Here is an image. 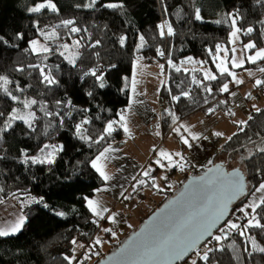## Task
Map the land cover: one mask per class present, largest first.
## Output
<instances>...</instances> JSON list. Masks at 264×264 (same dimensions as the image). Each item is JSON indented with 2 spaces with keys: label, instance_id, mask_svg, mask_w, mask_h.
<instances>
[{
  "label": "trees",
  "instance_id": "1",
  "mask_svg": "<svg viewBox=\"0 0 264 264\" xmlns=\"http://www.w3.org/2000/svg\"><path fill=\"white\" fill-rule=\"evenodd\" d=\"M42 2L45 0H0V36L8 41V44L0 43V76L7 77L10 83L5 86L19 97L18 101H12L0 87V112L4 113L0 116V129L5 128L13 109H20L22 113L31 111L36 116L34 130L24 121L16 120L11 128L0 132V200L19 196L29 203L24 209L22 230L16 235L0 236V264H73L74 260L65 259L77 256L78 250L72 240L84 246L98 231L99 227L93 222L96 219L84 198H94L97 189L104 187L106 182L91 162L105 147L122 139L124 131L116 128L100 143L94 141L104 134L107 123L117 120L129 105L135 59H157L165 64L167 81L160 101L167 105L161 108L160 121L162 132L167 135L179 122L219 104L237 88L231 86L229 92L219 90L224 83L231 82V76L219 73L213 59L218 54L217 45L229 43L233 19L241 30L240 45L255 43L252 53L264 49V0H96L91 8L85 7L91 0H52L58 9L56 12L48 8L39 13L29 11ZM112 3L122 6H104ZM196 9L200 10L201 20L195 19ZM65 20H72L74 24L65 26L62 23ZM161 24H165L163 36L160 35ZM168 24L174 32L171 36L167 34ZM72 27L81 31L73 33ZM249 27L253 29L251 33H247ZM53 31L56 37L46 39L45 36L51 37ZM18 34H23V38L18 39ZM141 35L144 37L142 47ZM122 37L125 38L123 45L120 44ZM34 39L53 43L52 51L35 54L29 47ZM73 39L80 41L75 66L59 50V44ZM96 41L99 44L92 47ZM158 50L165 55L160 56ZM188 57L209 66L217 79L197 85L191 72H177L173 65ZM260 64L264 65V60L250 66L261 68ZM29 65H40L43 74ZM247 67L249 65L234 70L242 71ZM92 68H98V74L103 73L105 88H99L94 77L84 75ZM45 75L56 83L48 84ZM204 85L210 86L212 92H206ZM90 91L91 97L87 95ZM183 92H189V95H181ZM173 95H179L180 100H172ZM32 99L37 100V104L24 108L22 101ZM69 100L72 107L66 106ZM56 101L63 103L57 105ZM45 111H59L64 117L63 125L59 117L45 116ZM169 112L178 117L175 123ZM250 117L219 149L218 155L227 157L226 167L247 150L264 146V108L252 112ZM85 118L92 121L85 125V135L91 137L88 141L75 134V124ZM45 144L63 145L54 163H33L31 159L24 163L26 156L40 155ZM203 156L197 155V158ZM203 172L195 169L193 176ZM243 173L248 195L233 205L229 219L248 201L254 187L264 182V153L258 150L247 159ZM183 184L176 190L168 186L160 205L174 196ZM57 212L65 215L58 216ZM257 215L264 224V209H258ZM245 223L247 221L243 219L242 226ZM216 233H220L219 230ZM248 233L264 247V229L249 228ZM129 235L113 242L111 249L102 253L93 264L116 250ZM104 239L113 241L112 234H106ZM245 239L232 231L221 242L224 250L209 254L208 264H264V253L252 251L251 243L245 245ZM246 246L248 252L244 250ZM197 264L204 262L197 258Z\"/></svg>",
  "mask_w": 264,
  "mask_h": 264
},
{
  "label": "snow or ice",
  "instance_id": "2",
  "mask_svg": "<svg viewBox=\"0 0 264 264\" xmlns=\"http://www.w3.org/2000/svg\"><path fill=\"white\" fill-rule=\"evenodd\" d=\"M95 3H96V0H91V3L86 4L85 7H88V8L94 7ZM104 6L108 8H117V7H121L122 5L112 3V4H107ZM45 8H48L53 12L58 11V9L56 8V5L52 2V0H45V2L39 3L35 5L34 7L30 8L29 11L33 13H39L41 12L42 9H45ZM195 19L196 20L202 19L199 9H196ZM235 22H236L235 19H233L232 21L233 25L235 24ZM62 23L65 26H68V25L74 24V21L65 20ZM217 23H219V21H217ZM165 24H167V22H165ZM165 24L159 25L161 36L165 34L164 32ZM70 31L73 33H76V32H80L81 29L77 27H72ZM240 31L241 30L239 28H236V30L232 32V36L236 37V34ZM252 31L253 29L251 27L247 29V33H251ZM167 34L170 36L174 34L173 29L170 24L167 25ZM41 35H45V33L41 32ZM54 37H56L55 31L51 33V37L45 36L46 39L54 38ZM17 38L22 39L23 34H18ZM139 39L141 41V47H142L144 43V37L141 35ZM124 42H125V38L122 37L120 39V44L123 45ZM0 43L8 44V41H6L3 36H0ZM74 43L79 45L80 41H75ZM233 43H235V40H233ZM30 44L32 46L31 50L33 52H36L38 50L41 52H45V53L52 51L51 48L47 47L46 45H42L39 40H35V39L31 40ZM98 44H99V41H96L95 44L92 45V47H95ZM9 46H13V45H9ZM61 47L64 49H67L69 46L67 44H63L61 45ZM255 48H256V45L253 42H249L248 44L244 45L245 50H252ZM220 50H221V46L217 45V51L219 52ZM222 50L226 54L225 59H222L220 63L216 65V67L219 69L221 74L227 73V75L233 77V79L235 80L237 84H242L243 81L240 79H237L235 73L230 71L229 68L225 66V61L227 59V53L229 50L227 48H224ZM25 51H28V49H25ZM158 51H159L160 56L165 55L163 51H160V50ZM209 52L211 53V50H209ZM231 52L235 53L236 49L232 48ZM61 55H63V53H61ZM97 55L99 54L97 53ZM217 58H218L217 56H213L214 60H216ZM246 59L248 62L253 63V64H255L258 60H264V49L257 50L254 54L248 55ZM68 61L70 64L75 66L76 57H69ZM192 61H193V58L188 57L187 61L185 62H192ZM168 63L172 64V61L169 60ZM230 63L233 68L243 67L245 63V59L237 60L235 56H233ZM29 67L38 68L42 74L44 72V69L41 68L40 65H29ZM112 67H115V66L113 65ZM160 67L161 69H163V65H160ZM173 67H175V65H173ZM19 70L23 71V69H19ZM175 70L179 72L181 69L179 67H176ZM98 71H99L98 68H92L88 72H85L84 75L85 76L90 75L94 77L96 82H98L97 86L103 89L106 86L104 82V75L102 72L98 74ZM259 71L264 73V68H260ZM251 74L252 73H250V75ZM203 76H204V80H207V81H213L217 79V76L211 73L210 71H204ZM44 80L47 81L48 84L56 83V81L53 78L47 75L44 76ZM0 81H3V84L0 85V87H3V92L7 96H9L12 101H18L19 97L13 95L8 90V88L5 86L8 83H10L7 77L0 76ZM193 82L196 83L197 85H202V81L196 80L195 76H193ZM255 84L257 86L264 85V80L257 79L255 81ZM204 90L208 93L212 92V88L207 85H204ZM219 90L221 92H229L228 83H224L222 87H220ZM21 91L23 90L21 89ZM133 92H135V80H133ZM87 95L91 97L93 93L90 91L87 93ZM181 95L188 96L189 92H183ZM231 95L234 96L235 93H231ZM249 97H250V94H249ZM172 100L179 101L180 96L173 95ZM22 103H23L24 108L27 109V108H31L32 105H36L37 100L35 99L24 100L22 101ZM56 103L57 105H60L63 102L56 101ZM66 106L72 107L70 100L67 102ZM81 111L88 112L90 111V109H82ZM210 111H214V109H210ZM257 111H259V109H257ZM44 114L45 116H49V117L51 116L59 117L60 124L63 125L64 117L61 115L59 111L57 112L45 111ZM3 115L4 113L0 112V116H3ZM67 115L69 116V118L71 117L70 112L67 113ZM169 115H172L174 123L176 122V120H178V117H176L173 113L169 112ZM35 119H36V116L34 112L29 111L27 113H22L20 109H13L7 119L5 128L0 129V132L11 128L13 122L16 120L24 121V123L27 124V126L30 129L34 130L33 124H34ZM120 120L124 121V123H120V127H122L126 133H129V135H131L129 128L127 127L126 117L124 115H121ZM91 123H92L91 119L85 118L82 121L75 124V134L78 136L79 139L85 140V141L91 140L90 136L85 135V133L87 132L85 125H89ZM117 123L119 122L116 120L109 121L106 125V128L104 129V134L100 135L98 139L94 142L100 143V141H103L105 139V135L110 136L112 132L115 131L114 125H116ZM240 123L244 124L246 122L241 121ZM180 127H184V125H181ZM175 131L179 133L180 128H176ZM157 135H159V133H157ZM215 135L221 136L222 133L217 132L215 133ZM182 139H183L184 144H186L188 147H192V144L190 143L187 137L182 136ZM192 139L193 140L199 139V137L193 135ZM228 139L230 140L231 137H228ZM48 149H50V151H46ZM62 150H63V145L45 144L40 149V153L43 158H41L40 156H34V157L26 156L24 163H28V160L31 159L33 163L52 164L54 163V159L51 158L53 154L58 151H62ZM258 150L264 153V147H259ZM114 151H117V149H113L111 145H108V147H105L103 151H101L99 155H97L96 158L91 162V166L99 173V176L104 181H108L112 179V177L105 170L106 165L104 164V161H107L108 159H110V157L107 154L110 152H114ZM174 156L178 157V159H174ZM174 156L173 154L167 151L160 150L159 151L160 158H158L155 161V163L159 165V167L161 168L179 167L180 170L183 171L185 168V165L188 164V161L179 152L175 153ZM164 160L167 161V165L162 162ZM181 161H183V163H181ZM209 163L211 164V161H209ZM220 167L221 166L219 165L208 167L204 175L200 177H194L193 180L190 181L189 186L186 187V190H187V188H190L193 185H195L194 191L197 193H200V192H203L205 189H207L209 185H211L213 188H219V190L222 193L220 197V202L216 203L215 205H210L200 220L196 221L194 225L189 226L185 230L184 233L176 234L162 241L161 240L162 233L158 231L149 232V226L153 223V221L158 219L160 215H163L165 211L170 207V205H165L164 209H161L160 213H158L156 217H153V220L149 221L148 225H146L144 229H141L139 234L134 236L132 240H129L126 243L125 248L121 250V253L127 259H132V260L148 259V258H151V259H160V258L179 259L187 255L189 251L195 250L196 255L199 257V259L203 261L204 264H208V261L210 259L209 254L215 251H223L224 249H223L221 242L223 240H226L232 231H236L241 237H245L246 238L245 245H247L250 242L252 251H258L260 253H264V247L259 246L255 238L249 235L248 233L249 228L264 229V224L260 222L261 218H259L257 215L258 209H264V182H260L258 186L254 187V191L251 194L252 199L250 200V202L243 204L242 206L238 207L235 210L236 212L242 214V217L247 220V223L243 224L242 226V224L238 222L241 220L240 216H237L235 221L232 219L225 220V217H226V214L228 213V205L232 202L233 199H236L240 195H245V196L248 195L246 191L247 185L244 184V178L240 174L239 170L232 172V173H222L220 171ZM152 171L153 169L149 168L148 170L144 171L143 175L145 177H149V179L152 180L153 186L158 188L159 190V186L156 185L155 179L151 177L150 175ZM162 178L167 180L166 176ZM145 183L146 181L143 179L138 181V184L140 185H143ZM97 191H99V189H97ZM257 193L259 194L258 196L256 195ZM181 195L183 196L184 193H182ZM127 198L128 197H125V199ZM84 199L87 202V207L96 217H98L99 219L105 218L104 213L109 212V209H107L106 207H102L99 201L89 199L88 197H85ZM171 203L175 204L176 202L173 201ZM44 206L48 207L47 204H45ZM56 215L64 216L65 213L57 212ZM116 215L117 214L113 213L108 217V219L113 224L117 223L115 219ZM218 221H224V223H223V226L219 228L220 234L216 235V234H213L212 229L216 227ZM93 222L96 223L97 226L99 227V220H95ZM24 223H25V217L21 216L16 221V223L11 224L10 226H7V227H0V236H8L11 234L18 233L22 229ZM102 230L106 233H111L113 236L116 235V232L113 231L112 228H103ZM146 233H148V235H146ZM209 237L211 239H208ZM203 240L207 241V243L204 244V249L201 250L199 248H196L197 242L198 241L202 242ZM213 241L216 242V245H217L216 247H210ZM94 243L95 245H100L102 241L99 237H97ZM72 244L74 245L77 244V241L73 239ZM80 247H83V245H80ZM244 250L245 252H248L247 246L245 247ZM249 255H251V253H249ZM65 259L75 260V257L74 256L71 258L65 257ZM79 264H82V261L79 262ZM191 264H197V260L192 259Z\"/></svg>",
  "mask_w": 264,
  "mask_h": 264
},
{
  "label": "rangeland",
  "instance_id": "3",
  "mask_svg": "<svg viewBox=\"0 0 264 264\" xmlns=\"http://www.w3.org/2000/svg\"><path fill=\"white\" fill-rule=\"evenodd\" d=\"M238 28L236 22L233 25L234 32ZM232 32L230 34L229 43L227 45L221 46V50L216 55L218 58L216 59V65L220 63L222 59H225V52L222 50L224 48H227L229 51L227 53V59L225 61V66L229 68L230 71L235 73L236 78L243 81L242 84H237L233 77H231V82L228 84L229 88L231 86H236L237 89L241 88V94L247 98L249 107L253 112H257V109L261 110L264 108V91L258 90L255 84V77L257 76L260 71L259 68H253L250 65L253 63H250L247 61L246 57L248 55H252L254 53L250 52L251 50H245L244 46L240 45V34L239 32L236 34V37L232 36ZM39 40V39H37ZM233 40H235V43H233ZM42 45H46L47 47L52 49L53 43L43 42L39 40ZM77 41L76 39H73L70 42H65L63 44H67L69 47L67 49H64L61 47L63 44H59V50L60 52L64 53L67 58L69 57H75L76 56V50L78 48V45L74 42ZM30 49L32 48L31 44H29ZM235 48L236 52L232 53L231 49ZM35 54H47L45 52L36 51ZM235 56L237 60L239 59H245V65H249V67L244 68L242 71H235L232 67L230 61ZM187 61V58L179 61L177 64H175V67H179L181 71L184 72H191L195 78L199 79L200 81H206L204 80L203 73L204 71H210L211 73H216L207 65H205L203 62L196 60L193 58L192 62H185ZM260 61V60H258ZM257 61V62H258ZM160 65H163V69H161ZM261 65V64H260ZM243 66V67H244ZM261 67L264 68V65H261ZM217 68V67H216ZM241 68V67H239ZM218 72L220 73L219 69L217 68ZM250 73H252L250 75ZM199 75L200 77L198 78ZM133 80H135V92H133ZM167 81V74L165 72V64L160 62L157 59H146L144 57H139L135 59L133 62V73L132 78L130 80V103L127 106L125 110H123L119 116L124 115L127 120V127L129 128V133H126L122 127H120V123H124V121L120 120V117L116 120L119 123L114 125V128H119L124 131V136L122 139L115 141L112 143V148L117 149V151L110 152L107 155L110 157L107 161H104V164L106 165V172L112 177V179L105 181L108 184L112 182L114 179V173L118 171L121 167L120 164H112V157L114 158L115 162H119V155L116 152H120L127 156L129 159L134 161L135 163H139L142 166V170L146 171L149 168L153 169V171L150 173L151 177L155 179V183L158 184L163 182L165 179L162 177H167V180L165 182H169L170 178L169 176L174 179L172 184V190H176L182 183L185 182L186 178L188 176H192L195 169H201L203 171H207L208 167H213L216 163L223 162L225 163L227 161V157L224 155H218L219 149L229 140L228 137H232L237 131L238 127L241 124V121L246 122L247 120L242 117L241 113H238L239 111L237 108H239L238 104L236 102L234 105H228L227 101L229 97H224V100L213 106L212 108H209L208 110L200 111L194 115H192L190 118H187V121L182 124L184 127H178L180 128V132H176V126L174 129H172L167 135H165L161 130V121H160V112H161V101H160V94L161 91ZM244 87H243V86ZM250 94V97H249ZM231 99V97H230ZM231 103V100H230ZM210 109H214V111H210ZM236 113L232 117L231 113ZM143 125V127L139 126ZM245 124V123H244ZM242 125V124H241ZM143 128V129H142ZM138 129L145 130V134H141V131ZM187 129V130H186ZM184 131H193L195 134H199V140L191 142L192 147H188L183 143V137H187ZM220 132L222 133L221 136H216L215 133ZM159 133V135H157ZM189 138V137H187ZM190 139V138H189ZM195 144L197 145L195 147ZM215 144V145H214ZM187 146V147H186ZM264 147V146H261ZM199 149H202L203 152H205L203 157L197 158L198 155L197 151ZM259 148H251L247 150L245 153H242L235 157L228 165L227 171L230 173L234 170H241L245 172V161L249 159L256 151H258ZM164 150L171 154H174L179 152L181 153L185 159L188 161V164L185 165V168L183 171L180 170L179 167H165L161 168L159 165L155 163V161L160 158L159 157V151ZM50 151V150H48ZM57 155V152L53 154L51 157L52 159H55ZM41 158H43L40 155ZM214 158L213 160H211ZM174 159H178V157L174 156ZM211 161V164L209 163ZM167 165V161H162ZM183 163V161H181ZM133 165V163H132ZM192 168L194 169L193 172ZM132 170V166L129 165L128 170ZM125 170H127L125 168ZM144 173V172H143ZM177 175L175 176V174ZM145 177L143 175V180H145ZM152 180L149 179L148 182L151 183ZM132 188H129L130 191ZM127 190V191H128ZM147 190L143 192V201H136L140 206L145 207V210L149 213V206L150 202H158L155 199H148L145 198V193ZM123 194L121 201L126 202L124 200ZM156 195V194H155ZM259 195L258 193L256 194ZM156 199H159L160 196L156 195ZM35 201H39V198H33ZM252 199V196L250 195L248 202ZM32 200V199H30ZM120 201V202H121ZM160 203V202H159ZM124 205V204H122ZM123 207V206H122ZM250 211V210H249ZM240 216L241 220L238 222L243 221L242 214L238 215V212L234 214L233 217L230 219L236 220V217ZM247 221V220H246ZM106 224L108 222L106 221ZM107 227V226H106ZM22 230V229H21ZM120 230H118V233ZM19 233V232H18ZM17 234V233H16ZM16 234H11L16 235ZM98 237L101 239L102 243L100 244V248L97 250V246L95 249L88 248V251L92 250V256L88 257L89 255H86L85 257L82 256V264H93L97 260H99L102 256L101 253H105L106 251L110 249H106V245L109 243V240L104 239V232H99ZM117 234V233H116ZM216 235L220 233H215ZM112 240L114 243L118 242L120 240V237L118 235L113 236ZM81 243L77 242L76 247L78 246L77 250H79ZM204 247V246H203ZM86 245H84L83 250L80 254L83 253L85 250ZM104 248L106 249L105 252ZM86 252V251H85ZM84 252V254H85ZM79 254V255H80ZM78 255V256H79ZM76 256V258L78 257ZM89 260V258H91ZM100 257V258H99ZM75 258V259H76ZM99 258V259H98ZM192 259H196V255H192L185 263L183 264H190ZM73 261V260H72ZM74 263V261H73Z\"/></svg>",
  "mask_w": 264,
  "mask_h": 264
},
{
  "label": "crops",
  "instance_id": "4",
  "mask_svg": "<svg viewBox=\"0 0 264 264\" xmlns=\"http://www.w3.org/2000/svg\"><path fill=\"white\" fill-rule=\"evenodd\" d=\"M261 68H263V67H261ZM255 79L264 80V73H262V72L258 73L257 76L255 77ZM256 88L258 90L264 91V85L262 88H260V86H257ZM231 93H235V95L233 96V95H231ZM225 97H229V99L227 101L228 105H230V106L234 105V103L236 102V104H238V106H239V108H237V110L239 111L238 113H241L242 117L245 118L246 120L249 119V117L251 116L253 111L249 107V103H248L247 98L241 94V88L234 89L233 91L229 92ZM230 97H231V99H230ZM223 100H224V97L221 99V101L219 103H221ZM230 100H231V103H230ZM236 113H237V111L235 113H231L232 117L234 116V114L236 115ZM186 121H187V119L179 122L177 125H175L176 128L180 127ZM138 125L143 127V125H140V124H138ZM142 129H138V130H140L141 134L143 135V134H145V132H144L145 130H142ZM184 132L187 135V137L190 138V139L188 138L190 143L199 140V139H195V140L192 139L193 135L199 137L200 136L199 134H195L193 131H191V132L190 131H184ZM145 135H147V134H145ZM192 144L194 145V143H192ZM183 145L185 147V144H183ZM116 153L121 158H119V162H115L114 158L112 157V164L116 165L119 163L121 168L114 173L115 176H114V179L112 180V182L110 184H108L106 182L105 186L102 187L99 191H97L96 195L92 199L99 201L102 207H106L107 209H109V212L104 213V217H105L104 219H99L98 217H96L93 214L95 219L99 220V222H101L102 220L107 221L108 224L116 226L120 230V232L117 233L116 235H118L121 239V238L129 235L132 232V230L147 217L148 212L145 210V207L140 206L135 201H132V200L131 201L129 200L126 202L121 201L123 194L131 187V185L135 181L138 182L139 180L143 179V172L144 171L142 170V166L139 163H135L134 161H132L131 159H129L127 156H125L124 154H122L120 152H116ZM132 163H133V165H132ZM129 165L132 166V170L131 169L128 170ZM125 168L127 170H125ZM193 170L194 169L192 168L191 172H193ZM176 175H177V173L175 174V176ZM169 178H170V181L167 183L165 182V180L161 183H159V182H158V184L156 183V185L159 186V190H158V188L153 186V183L151 181H150L151 183L148 182V180H149L148 178H145L146 183L143 185L139 184L142 187L143 192L145 190H147L145 195H144L145 198H148V199L152 198V199L157 200L158 202L163 200L164 196H165L164 192L167 190L168 186L171 187V190L173 188L172 184H173V180H174L173 178L174 177L172 178L170 175ZM132 191L133 190H130L129 192L133 193ZM155 194L160 196V198L156 199ZM122 204H124V205H122ZM28 205H29L28 201L26 199H23L22 197H19V196H15V197H12V198H9L6 200H0V227L10 226L11 224L16 223V221L19 219V217H21V216L25 217L24 216V209ZM113 213L117 214L115 216L117 223H115V224H113L108 219V217ZM129 225H130V227H129ZM107 228H108V226H107ZM106 234H109V233H105L103 236H105ZM99 235H97L96 238ZM8 236H11V235H8ZM108 242L109 243L106 245V249H110L113 245V241L109 240ZM98 246L100 247V245H98ZM83 247H81L78 250L77 256L81 253V251L83 250ZM77 248H78V246H77ZM106 249L104 248L103 252H105ZM92 252H93L92 250H90V251L86 250L83 257H85L86 255H89L88 257H90ZM87 253H89V254H87ZM91 259H92V257L89 258V260H91Z\"/></svg>",
  "mask_w": 264,
  "mask_h": 264
},
{
  "label": "water",
  "instance_id": "5",
  "mask_svg": "<svg viewBox=\"0 0 264 264\" xmlns=\"http://www.w3.org/2000/svg\"><path fill=\"white\" fill-rule=\"evenodd\" d=\"M215 165H219L220 171L222 173H229L227 171V167L225 163L219 162ZM234 170L232 172H235ZM206 172V171H205ZM198 176H189L188 179L184 182L180 190L171 198H169L165 203L160 205V207L152 212L148 217L144 220L141 226L131 233L124 242L112 253L106 255L103 259H101L97 264H183L185 263L193 254H195V250L189 251L187 255L182 258H160V259H127L122 253L121 250L125 248L126 243L129 240H132L134 236L140 233L141 229H144L146 225H148L149 221L153 220V217H156L158 213H160L161 209H164L165 205H170V207L165 211L163 215H160L158 219L153 221V223L149 226V232L158 231L162 233L161 240H166L169 237H172L176 234L184 233L185 230L196 223V221L200 220L205 214L206 210L210 205H215L220 202V197L222 195L219 188H213L211 185L207 187L203 192L197 193L194 191L195 185L190 188V181L193 180L194 177H200L205 174ZM230 172V173H232ZM240 174L244 178V184L247 185L246 177L243 171L239 170ZM247 191V188H246ZM184 193L182 196L181 194ZM243 196L240 195L236 199H233L232 202L228 205V213L226 214L225 220L229 219L231 215V210L234 204H236ZM175 201L173 204L171 202ZM224 221H218L216 227L212 229L213 234H215L221 225H223ZM148 235V233H146ZM208 239H211L210 237ZM206 240L202 242H197L196 248H201Z\"/></svg>",
  "mask_w": 264,
  "mask_h": 264
},
{
  "label": "built area",
  "instance_id": "6",
  "mask_svg": "<svg viewBox=\"0 0 264 264\" xmlns=\"http://www.w3.org/2000/svg\"><path fill=\"white\" fill-rule=\"evenodd\" d=\"M167 104L165 103V102H162L161 103V106L162 107H165ZM195 147H196V144H195ZM197 153H198V155L199 156H202L203 154H205V152H203V150L202 149H199V151H197ZM130 188H132L131 190H133L132 192L133 193H130L129 192V190L128 191H126L125 192V195H124V200L125 201H143V192H142V187L138 184V182L137 181H135L132 185H131V187ZM125 197H128L127 199H125ZM160 207V203L159 202H150V206H149V208H148V210H149V213H148V215H150L152 212H154L155 210H157L158 208ZM240 213H238V215H239ZM147 215V216H148ZM106 226H108V228H112L113 229V231H115L116 233H118V228L116 227V226H114V225H110V224H106V221H103L101 224H100V226H99V228H98V231L95 233V235L89 240V242L86 244V248H85V250L83 251V253L82 254H80L75 260H74V263L73 264H79V262H81L82 261V259H84V258H82V256H83V254H84V252L86 251V250H88V248H90V246H91V248H93V249H95L96 248V246H97V248H98V245H95V237L97 236V233H99V232H104L102 229L103 228H107ZM104 233H106V232H104ZM216 244V242L215 241H213L212 242V245H210V247H214V245ZM204 246V245H203ZM201 247V248H199V249H201V250H203L204 249V247ZM194 255H196V252H195V254ZM92 256V255H91ZM196 257L197 258H199L197 255H196ZM191 264V263H190Z\"/></svg>",
  "mask_w": 264,
  "mask_h": 264
}]
</instances>
